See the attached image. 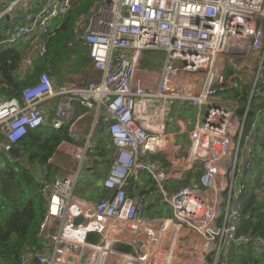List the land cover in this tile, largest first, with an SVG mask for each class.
<instances>
[{"label": "built area", "instance_id": "2783aa9c", "mask_svg": "<svg viewBox=\"0 0 264 264\" xmlns=\"http://www.w3.org/2000/svg\"><path fill=\"white\" fill-rule=\"evenodd\" d=\"M21 1L2 3L0 18L8 25L0 49H21L33 39L44 56L57 20L76 0H39L19 17ZM81 29L78 38L98 79L56 85L44 72L19 96L0 100V178L1 153L10 154L30 130L47 122L56 129L70 125L77 104L95 113L85 142L57 162L64 172L43 188L42 243L24 254L22 264H30V256L39 264H62L58 258L72 249L70 264H106L111 254L124 264H229L238 244H250L263 256L264 239L240 234L239 227L245 172L253 167L255 128L264 114V108H252L254 124L248 126L252 104L264 95V0H101ZM150 51L161 52L155 72L143 68ZM34 67L28 52L20 75L31 77ZM243 86L248 103L241 113L239 98L220 92L243 93ZM176 101L188 102L194 117L173 121ZM101 122L114 154L93 200L79 197L76 187L88 154L95 152L91 143ZM184 130L187 154L180 140ZM263 192L264 186L258 189ZM79 216L84 222L75 224ZM123 233L135 253L114 250Z\"/></svg>", "mask_w": 264, "mask_h": 264}, {"label": "trees", "instance_id": "16d2710c", "mask_svg": "<svg viewBox=\"0 0 264 264\" xmlns=\"http://www.w3.org/2000/svg\"><path fill=\"white\" fill-rule=\"evenodd\" d=\"M100 2L101 0H76L73 8L57 20L58 27L47 38L45 55H38L35 60L31 77L20 75L19 70L24 57L21 49L17 46L1 48L0 100L19 96L22 89L34 82L41 73L46 72L50 76L56 74V70L66 58L76 56L78 51L74 52V48L78 47L77 38L78 32L82 30L81 23L87 21ZM84 58L82 60L86 62ZM226 94L239 98L243 106L242 113L248 103L247 93L245 91L240 93L232 88L227 90ZM77 107L82 106L78 104ZM251 108H264V95L259 96ZM253 109H250L248 117L249 127L254 124ZM70 140L71 131L68 125L56 129L47 122L30 130L19 142L22 161L16 160L13 156L9 159L14 158V163L6 161L0 178V196L4 200L2 205L5 206V209L0 208V264H22L27 251H33L41 246V224L47 209V197L43 188L56 178L60 171V168L49 160L55 156L62 142ZM255 144L257 154L253 160V167L245 172L247 187L242 195L239 233L264 239V192L258 193V189L264 186V168L259 169L264 162V114L255 128ZM97 161V159L94 161L95 165ZM101 161H98V164ZM44 166L47 173L41 175L40 170ZM257 172L258 176L255 177ZM228 263L264 264V255L257 254L250 244H238L230 250Z\"/></svg>", "mask_w": 264, "mask_h": 264}, {"label": "crops", "instance_id": "0c3cea01", "mask_svg": "<svg viewBox=\"0 0 264 264\" xmlns=\"http://www.w3.org/2000/svg\"><path fill=\"white\" fill-rule=\"evenodd\" d=\"M13 0H0V2L4 4H8ZM39 4V0H22L20 4L17 7V14L18 16H22V13L25 10H28L30 8H35ZM2 13H0V16ZM8 23L6 19L0 18V36L4 35L6 32V27ZM78 39V47L74 48V52L78 53L76 56H70L69 58H66L60 65V67L56 70V74H52L51 77L54 80V84L56 85H63V84H72L75 86H85L88 84L89 81L95 80L99 78L98 71L94 68V66L91 63L88 48L85 45L84 41L80 38ZM80 40V41H79ZM76 45V46H77ZM21 50L24 52V55H27L28 52L30 55L34 57L36 60L38 58L37 50L34 49V42L33 39H30L26 44L20 47ZM86 62H84L82 59ZM87 59V60H86ZM75 60H80L79 62H76ZM70 63V64H69ZM69 64V65H68ZM155 76H158V74L154 73ZM222 97V96H221ZM232 99H235V97L230 96ZM230 97H227L228 99H231ZM226 100V99H225ZM230 101V100H228ZM255 104V103H254ZM49 103L45 104V108L48 110ZM78 106V104H77ZM193 109L189 106L188 102H182L181 104H176L174 106V109L171 113V118L173 121H179L183 117V115H189V110ZM54 112V109L51 110L50 115H52ZM49 118V114H47ZM95 120V113L92 110H87L84 107L76 108L75 115L70 121V131H71V140L63 142L59 147L60 154L55 156L54 159H56L53 164L58 166L60 168L59 173H63L61 166L57 164V162L62 161L63 162V156L67 157L65 154H70L73 152L74 147L77 145H82L87 136L91 133L92 126ZM100 128L98 131L97 140H93L91 145L94 149V155H96L98 150H102V152L106 153V157L108 159V156L110 155V151L114 150L113 144L111 142V137L107 129L104 128V125L102 122L100 123ZM183 125V124H182ZM190 127V126H189ZM182 128V127H181ZM180 127L173 128V131H179L181 129ZM185 131V130H184ZM184 131H181L180 134H183ZM187 132L185 131V135ZM183 135V136H185ZM182 137V136H180ZM95 158H98L97 160H103L101 156H97ZM100 159V160H99ZM96 162L97 165H95V169L90 171V175H92V180L90 182H87L85 185V192H77L76 194L79 197H84L87 199H97L99 197V190L101 189L102 180L104 176L106 175L107 171V161L104 165L103 161ZM2 163V170L5 168L3 167ZM101 166V167H100ZM143 178L148 180L147 174H143ZM136 182L134 180L131 181L130 187H129V193L130 195H133L134 187L133 184ZM88 191V193H87ZM1 198V196H0ZM2 205V203H1ZM3 206V205H2ZM2 206L0 208H2ZM94 239H97L99 236H92ZM129 235L128 234H119L118 238L119 241H117L114 245V250L117 252H124L126 254L135 253L134 249L131 247L129 241ZM73 249L69 251L66 255L59 257L58 259L62 264H70L73 259ZM187 258L189 257V254L185 255ZM29 263L30 264H39V261L34 257H29ZM106 264H124L123 258L119 256L118 254H111L107 257Z\"/></svg>", "mask_w": 264, "mask_h": 264}, {"label": "rangeland", "instance_id": "374dc122", "mask_svg": "<svg viewBox=\"0 0 264 264\" xmlns=\"http://www.w3.org/2000/svg\"><path fill=\"white\" fill-rule=\"evenodd\" d=\"M98 7V6H97ZM96 7V8H97ZM95 8V9H96ZM0 13H2V2H0ZM90 16V15H89ZM160 57H161V52L159 51H150V52H147L144 56V59H145V65L143 66L144 70H148V71H151V72H155L158 68V61L160 60ZM70 64V63H69ZM68 64V65H69ZM244 85H246V82L243 83ZM242 90L244 91L245 90V86L242 87ZM222 96L223 97H227L226 93L227 91L226 90H223L222 92ZM176 103L178 104H181V101H176ZM252 110V108H251ZM194 110L193 109H190L189 110V115L191 117H194ZM100 125L99 124L96 128H95V131L93 133V139L92 140H97V136H98V131H99V128H100ZM180 140L181 142L184 144L185 146V150H184V154H187L188 152V149H189V145H190V139L188 138L187 135L185 136H182L180 137ZM97 156H101L103 158V163L105 165L106 161L109 160L113 154H114V150L110 151V155L108 156V159L106 157V153L102 152V150H98L96 152ZM1 158L2 160H4V164H3V167L5 166V160L6 161H10L12 163H14V158L12 159H9L11 157V154H7L6 152H2L1 153ZM96 156L94 155V153L90 152L87 156V160L85 162V165L82 169V173H81V176H80V179H79V183L76 187V192H85V185L87 182H90L92 180V175H90V171L93 169H95V164H94V161L98 158H95ZM13 160V161H12ZM3 163V162H2ZM1 163V164H2ZM101 167V166H100ZM88 193V191H87ZM4 200L0 198V207H1V203L3 202Z\"/></svg>", "mask_w": 264, "mask_h": 264}, {"label": "water", "instance_id": "95a60500", "mask_svg": "<svg viewBox=\"0 0 264 264\" xmlns=\"http://www.w3.org/2000/svg\"><path fill=\"white\" fill-rule=\"evenodd\" d=\"M10 154H11V156H13L18 161H22L23 160V156H22V154L20 152V147L19 146H14L12 148V150L10 151ZM0 188H1V180H0ZM82 222H84V217L83 216H79V217H76L74 219V223L75 224H79V223H82Z\"/></svg>", "mask_w": 264, "mask_h": 264}, {"label": "bare ground", "instance_id": "6f19581e", "mask_svg": "<svg viewBox=\"0 0 264 264\" xmlns=\"http://www.w3.org/2000/svg\"><path fill=\"white\" fill-rule=\"evenodd\" d=\"M88 16V15H87ZM247 85V84H246Z\"/></svg>", "mask_w": 264, "mask_h": 264}]
</instances>
